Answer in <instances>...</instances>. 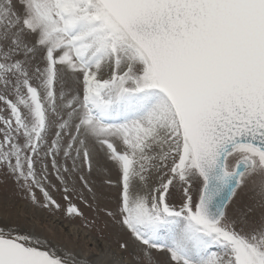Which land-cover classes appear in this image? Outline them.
<instances>
[{"label": "snow or ice", "instance_id": "obj_1", "mask_svg": "<svg viewBox=\"0 0 264 264\" xmlns=\"http://www.w3.org/2000/svg\"><path fill=\"white\" fill-rule=\"evenodd\" d=\"M0 171L115 243L0 264H264V0H0Z\"/></svg>", "mask_w": 264, "mask_h": 264}, {"label": "rangeland", "instance_id": "obj_2", "mask_svg": "<svg viewBox=\"0 0 264 264\" xmlns=\"http://www.w3.org/2000/svg\"><path fill=\"white\" fill-rule=\"evenodd\" d=\"M22 194L18 193L16 186L4 172L0 171V217L9 216L15 218L22 216L25 212L29 216L34 215V226L38 233L47 236L53 240L66 241V233L72 234V243L70 247H75L83 256H89L97 252V241L100 246H104L111 241L115 247L112 237L107 236L105 239H100L95 232L89 233L92 238V246H88V241L84 239L85 230L80 229V238L76 239V228L79 221L72 220L64 215L62 211L43 210L40 208H33L30 203L22 199ZM55 198L62 202V197L55 194ZM163 259V257H158Z\"/></svg>", "mask_w": 264, "mask_h": 264}]
</instances>
